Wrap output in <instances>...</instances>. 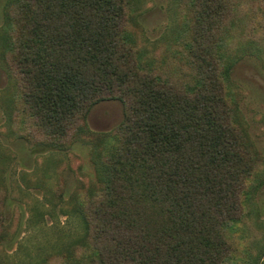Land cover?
Listing matches in <instances>:
<instances>
[{"label": "trees", "instance_id": "1", "mask_svg": "<svg viewBox=\"0 0 264 264\" xmlns=\"http://www.w3.org/2000/svg\"><path fill=\"white\" fill-rule=\"evenodd\" d=\"M192 1L185 47L157 55L130 28L131 0L6 3L15 88L7 125L17 138L66 149L88 141L94 105L124 107L114 146L103 139L93 148L101 187L82 206L75 264H233L229 230L243 217L259 158L219 60L222 8L232 0Z\"/></svg>", "mask_w": 264, "mask_h": 264}, {"label": "rangeland", "instance_id": "2", "mask_svg": "<svg viewBox=\"0 0 264 264\" xmlns=\"http://www.w3.org/2000/svg\"><path fill=\"white\" fill-rule=\"evenodd\" d=\"M7 2L0 0V194L6 197L0 264H75L74 248L86 232L82 206L101 187L93 148L103 139L104 147L114 146L124 107L118 100L94 105L87 116L88 141L66 149L32 147L17 138L19 132L7 125L15 96L5 59ZM187 2L191 9L192 0H131L130 28L143 50L157 55V48L175 53L185 47L182 30L189 29L194 14ZM222 9L227 32L219 60L229 67L225 90L259 158L247 180L243 217L233 223L228 239L233 264H264V0H232Z\"/></svg>", "mask_w": 264, "mask_h": 264}]
</instances>
